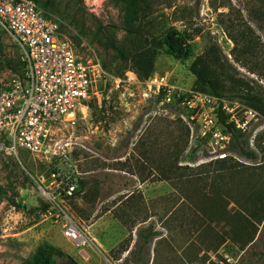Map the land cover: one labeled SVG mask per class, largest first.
Returning a JSON list of instances; mask_svg holds the SVG:
<instances>
[{"label": "rangeland", "instance_id": "374dc122", "mask_svg": "<svg viewBox=\"0 0 264 264\" xmlns=\"http://www.w3.org/2000/svg\"><path fill=\"white\" fill-rule=\"evenodd\" d=\"M35 1L63 20L62 33L79 56L109 78L106 87L98 83L103 96L79 113L77 125L58 131L60 140L73 143L81 189L60 205L86 232L89 246L73 245L45 214L50 204L38 177L48 172L46 160L24 151L0 154V264H21L45 245L61 253L59 264H264V218H250L247 174L220 180L222 206L205 214L203 202L215 203L220 160H211L207 142L187 136L178 109L145 96L146 80L131 63L149 39L160 47L153 76L198 91L203 87L190 66L214 49L226 94L250 107L243 97L264 100V0H142L132 26L126 7L114 0H53L47 7V0ZM171 30L186 37L189 58L167 53L162 43ZM21 52L0 26V88L19 70ZM129 76L137 81L127 82ZM114 79L125 82L116 89ZM263 152L259 126L232 139L226 160L263 173ZM229 214L242 217L240 223Z\"/></svg>", "mask_w": 264, "mask_h": 264}, {"label": "built area", "instance_id": "2783aa9c", "mask_svg": "<svg viewBox=\"0 0 264 264\" xmlns=\"http://www.w3.org/2000/svg\"><path fill=\"white\" fill-rule=\"evenodd\" d=\"M63 25L33 0H0V26L19 43L24 64L22 73L0 88V154L18 157L24 151L46 160L48 175L38 177L40 193L50 204L45 214L65 239L86 249L88 235L60 205L79 193L80 173L73 164V143L60 140L58 131L77 125L79 113L93 99L101 100L98 83L106 87L109 78L99 64L79 56L63 35ZM135 81L128 77L127 82ZM123 82L114 79L112 84L119 89ZM144 85L145 96L180 111L191 140L208 143L211 160L227 158L232 141L228 126L240 133H257L260 126L264 135V116L235 99L183 91L160 76ZM258 165L264 166V152Z\"/></svg>", "mask_w": 264, "mask_h": 264}, {"label": "trees", "instance_id": "16d2710c", "mask_svg": "<svg viewBox=\"0 0 264 264\" xmlns=\"http://www.w3.org/2000/svg\"><path fill=\"white\" fill-rule=\"evenodd\" d=\"M33 1L37 4L35 0ZM49 1H53V0H47L46 2H43L45 7L49 6L48 3ZM114 1L126 7V12H127L126 18L128 20V24L132 26L136 22L139 12L142 10V3H141L142 0H114ZM45 12L47 13V11ZM148 40L145 41V48L135 53L131 57V63L135 71L144 80H147L153 76L155 61L158 56V51L160 49V47H157V45H155L153 41L151 42ZM162 45L166 46L168 54L175 56V58L177 59H187L190 57L191 51L189 49L187 39L186 37L181 36L179 31L176 30L168 31L167 34L165 35V39ZM121 54L122 57L127 58L125 52H121ZM21 56H22V52H21ZM217 60L218 59L215 50L210 49L205 55H200L193 61L192 65L190 66V72L196 77V82L203 87V89H200L198 91L209 93L218 97L232 98L235 95L229 96L226 94L227 88L225 85V80L223 79L224 72L222 71V69L220 71V69L218 68L219 64ZM23 69H24V64L22 61H20L19 70L17 71L16 74L22 73ZM243 98L247 99L252 104L250 107L260 111V113L264 116L263 99L250 95H247ZM222 122H224L223 119ZM186 129L188 136L189 131L187 127ZM227 130L231 134L232 139H235L238 137V135H240V132L235 130L233 126H228ZM241 153L244 156H246L248 159L251 160L257 159V155L253 151H247L245 148H242ZM258 166L261 168L260 170L263 171V173L258 172V169L256 168H245V171H243L242 168H244V166L239 165L234 161L226 160V158L220 160L219 165H217V167L214 170L216 173H213V175L215 174L214 177L216 178V180L212 181V185L214 186L216 185L217 187L215 203L213 201L212 205H209L207 202H203V209H202L203 212L205 214H208V212L209 214H215V215L218 214V212H214V210L215 208L217 209L222 206V202L224 198L222 190L219 189V186H217L220 180L226 179L228 177L232 179L237 177L241 178L242 175L247 174L246 185L245 184L244 185L247 187L248 192L250 193L248 197V201L251 207V211L249 212L251 216L250 218H252L254 221L261 222L264 218V166L263 165H258ZM171 170L173 169L171 168ZM167 174L168 176H170L169 175L171 174L170 169L167 171ZM166 178L169 179V177ZM189 183H191V181H189ZM79 192H81V189ZM228 195H231V193H228ZM232 199L233 197H231V200ZM190 200L191 201L193 200L191 196H190ZM230 217L234 219V224L236 222L240 223V218H242L240 216L238 218L237 216L233 217V215L232 216L230 215ZM58 255H61V253L58 250H56L54 247L45 245L39 247L34 254H32L27 259L23 260L21 264H59L56 260Z\"/></svg>", "mask_w": 264, "mask_h": 264}]
</instances>
